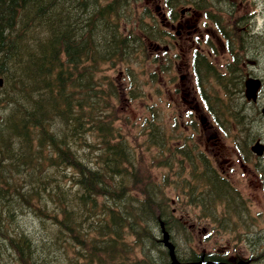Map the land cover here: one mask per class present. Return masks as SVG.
<instances>
[{
    "label": "trees",
    "instance_id": "trees-1",
    "mask_svg": "<svg viewBox=\"0 0 264 264\" xmlns=\"http://www.w3.org/2000/svg\"><path fill=\"white\" fill-rule=\"evenodd\" d=\"M137 1L0 0V264H252L198 251L188 227L172 214L164 187L150 185L148 166L114 125L113 103L124 90L131 98L137 94L135 73L124 74L130 86L121 89L115 77L100 74L129 71L138 56L149 61L146 43L168 34L148 11L135 16ZM214 2L164 1L171 19L181 4L210 11ZM208 15L229 58L223 72L196 53L194 78L217 127L244 155L254 115L247 113L236 52L244 50L245 31L234 34L220 22L221 13ZM244 21L235 18L237 25ZM154 121L147 140L157 148L152 158L163 167L173 155L187 160L188 176L175 184L201 186L200 193L187 192L188 204L196 205L198 217L229 226L231 206L241 204L229 181L206 156L167 149V135ZM222 202L224 218L217 213ZM239 211L245 224L247 214Z\"/></svg>",
    "mask_w": 264,
    "mask_h": 264
},
{
    "label": "rangeland",
    "instance_id": "rangeland-1",
    "mask_svg": "<svg viewBox=\"0 0 264 264\" xmlns=\"http://www.w3.org/2000/svg\"><path fill=\"white\" fill-rule=\"evenodd\" d=\"M217 1L222 2V7H227L224 3L227 1ZM234 1L235 11L230 21H228L230 16L221 12V4L219 6L217 2H214V5L212 4L213 6H211V11L214 12V14L217 12L221 13L222 21L220 22H225L228 28L233 27L235 18L238 15L250 9L251 3L255 4L258 2V0H252V2L251 0ZM263 2L264 0H259L261 5ZM131 8L134 10L135 16L144 11H148L151 15L152 13L157 15L159 11L158 14L162 16L165 9L160 0H138ZM183 8L184 7L181 6L175 9L176 19L171 21L172 23L170 22V24H173V27H168L170 25L166 26L167 30H169L167 32H171L172 37H166L165 40L159 42L162 51L164 50L162 49L164 46L167 47L164 50L165 54L159 51L161 60L158 61V63L151 67L146 57L138 56L136 62L129 66V71L126 70L125 66L122 67L124 73L128 75H133V73H135V82H137L135 83V88L137 94L131 98L128 96L127 90H124L125 93H123L121 99L113 103L111 113L116 118L114 125L119 127L120 134L125 137L133 152H136L138 158L148 166L153 179L152 181L160 185H163L165 181L164 183L167 184V187H165V194L168 197L167 200H170L173 211L178 212L176 213L177 218L180 216L184 223H188V226L194 223L193 217L198 214L197 210L192 207L189 208V206L187 208H185V206L182 207L180 202H176L175 197L179 189L174 187L173 182L177 179H181V177L187 176L186 172L189 168L187 167L189 162L180 158L181 162L178 160H173L172 163L168 162V167L158 165V160L152 158L153 155L156 154L157 148L147 143V140H149L150 122H152V119L155 120L154 123L157 122L163 133L167 135V145L169 149L173 150L177 146L180 147V145L186 144L185 147L191 149L193 154H197L200 151V153H204L207 156L212 166L225 175L239 193L246 198L248 203L247 210L253 217H256V220L255 224L251 222L248 223L247 226L242 224V222L239 223L230 220L229 227L210 226L209 224L205 227L206 225H204L202 221L198 222L196 223L198 225L197 228L191 226V234L194 238L193 245L198 248L199 252L205 251L214 252V254H224L225 258L231 261L235 259L247 261L252 252L257 254V252H260L264 247L263 244L259 243L258 246L256 245V247L253 248L252 244L249 242V240L260 242L261 238L264 236V213H262L264 209V195L255 177V171L241 164V162H237V153L231 138H225L217 130H214L215 127H210V124L204 123L203 127L199 126L197 120L195 128H192L190 124L191 116L184 112L186 107L181 100L182 95L175 92V88L180 90L179 76L184 75L182 79L184 85H188L190 82L191 77L187 75L186 72L190 74V67L187 63L194 46L191 39L188 40V38L184 37H189L185 34L184 28L181 30L182 33L179 36L175 33L177 30L176 24L179 21L177 19L182 16L180 21L183 25L191 24L196 26L197 24L201 30L204 29L203 27H207L212 31L210 32L211 34L216 31L215 24L212 20L205 16L203 17V14L200 13L182 11ZM145 20L148 21L149 19L146 18ZM158 20H160V18H158ZM186 31H190L189 35H192V29H186ZM134 32L136 31L134 30ZM210 38L211 40L209 41L217 45L214 36ZM175 41H178L177 45H174ZM251 42L253 47L252 51L249 53L251 58H244V53L248 51L246 49L236 51L240 56L242 73L245 76V74L249 73V70H253L249 63L255 61L258 63V67L254 69L255 75L264 78L263 41L259 37H253ZM233 45L234 49H236V44L233 43ZM146 47L147 49L149 48V42L146 43ZM199 49L207 53L209 48L205 45H201ZM152 52L154 54L155 51L150 49L147 52L149 60L151 59L150 56ZM216 52L217 55L213 57L212 62L216 68L224 72L225 62L229 58L228 53L225 48L223 49L218 45ZM181 64H185V69L182 68L181 71L178 72L177 69L180 68ZM148 69L150 72H148ZM104 73L105 72L100 74V77L104 75ZM108 73L111 74L112 77H118V70L109 71ZM119 81L120 82L115 83L117 87L121 86L122 88H126L130 86L128 85L130 82L129 77H124ZM258 103L264 106V87L260 93ZM247 108L253 113V110H251L248 105ZM258 110H260L259 107ZM258 110L255 111L254 114L257 115L259 112ZM249 111H247L248 114ZM249 127L251 130L254 129V131L258 132V137L264 140V115H260L258 121L253 122ZM193 149L195 151H193ZM167 156L168 155L165 157ZM248 157L251 158L250 162L252 163L254 156L251 154V157L249 155ZM247 210H243L244 213H249ZM247 228L250 229L248 231L249 233L246 235Z\"/></svg>",
    "mask_w": 264,
    "mask_h": 264
},
{
    "label": "flooded vegetation",
    "instance_id": "flooded-vegetation-1",
    "mask_svg": "<svg viewBox=\"0 0 264 264\" xmlns=\"http://www.w3.org/2000/svg\"><path fill=\"white\" fill-rule=\"evenodd\" d=\"M252 2V0H251ZM250 9L248 10V14H247V19H246V33H247V39H246V50H248L245 55H246V59L251 58L249 56V53L252 51L253 47H252V38L255 36V34L263 36L264 34V2L261 5L259 3V0L257 3L250 4ZM182 16H180L179 19V23L177 24V30H176V34L179 36L183 30V28L185 29V33L186 35H188L189 37L184 36L185 38H188V40L191 39V42L194 44L193 49L197 50L201 47V45H204L206 42L207 37H211L214 36L215 37V42L218 46L220 47H224L223 42L215 35V33H210V30L206 27H203L204 29L201 30L198 28V26H194L191 27L190 25H183L180 21V18ZM200 17V15H199ZM186 22V21H185ZM187 23V22H186ZM186 29H192V35L190 34V31H186ZM209 33V35H208ZM197 39L198 42L197 44L194 43L193 39ZM178 41L174 42V45H177ZM264 45V40H263V44ZM198 51L202 52L201 49H199ZM209 53V52H208ZM261 55V52H260ZM174 63L176 64V61L174 60ZM250 63H253V61H251ZM190 70H191V64H190V59L188 61ZM185 64H181L180 68H178V72L181 71L182 68L185 69L184 67ZM190 72V71H189ZM187 75H189L191 77V74H189L188 72H186ZM183 76H179L178 80H179V86H180V90L178 88H175V92H178L179 95L181 94V100L183 101L184 106L186 107V110H184L185 113L191 114L193 118H198L200 117L201 113L203 112V108L201 107V103H200V98L198 97V92L197 89L195 87V84L193 82L192 77L190 78V82L188 85H184L183 84ZM199 123V121H198ZM210 127H212L210 125ZM264 140H262V143ZM249 156L251 157V154H249ZM250 158L247 159L245 163L246 166L250 167L251 169H253L255 171V177L260 185V187L264 186L260 183V180L262 181V183H264V153L260 158L255 157V161L253 160L252 163L249 161ZM249 161V162H248ZM260 172L261 177H259L257 175V172Z\"/></svg>",
    "mask_w": 264,
    "mask_h": 264
},
{
    "label": "water",
    "instance_id": "water-1",
    "mask_svg": "<svg viewBox=\"0 0 264 264\" xmlns=\"http://www.w3.org/2000/svg\"><path fill=\"white\" fill-rule=\"evenodd\" d=\"M244 87H245V97L247 100H255L257 90L260 87V81L255 78H247L244 81ZM264 112V109H263ZM251 150L256 153L257 155H261L263 153V145L256 141L252 146ZM171 264H227L224 262H218V261H197L192 263H178V262H172Z\"/></svg>",
    "mask_w": 264,
    "mask_h": 264
},
{
    "label": "bare ground",
    "instance_id": "bare-ground-1",
    "mask_svg": "<svg viewBox=\"0 0 264 264\" xmlns=\"http://www.w3.org/2000/svg\"><path fill=\"white\" fill-rule=\"evenodd\" d=\"M147 104V103H146ZM25 180V179H24ZM19 184V183H18ZM12 243V242H11ZM12 257V256H11Z\"/></svg>",
    "mask_w": 264,
    "mask_h": 264
}]
</instances>
